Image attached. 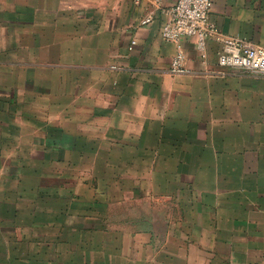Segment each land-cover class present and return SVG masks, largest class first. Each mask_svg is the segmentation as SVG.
<instances>
[{"label":"crops","instance_id":"obj_1","mask_svg":"<svg viewBox=\"0 0 264 264\" xmlns=\"http://www.w3.org/2000/svg\"><path fill=\"white\" fill-rule=\"evenodd\" d=\"M13 1L32 24L0 65L15 72L0 79V264H264V77L221 68L215 43L164 42L149 0ZM54 19L83 27L54 38ZM210 20L264 48V0H215ZM178 54L187 75L169 72Z\"/></svg>","mask_w":264,"mask_h":264},{"label":"built area","instance_id":"obj_2","mask_svg":"<svg viewBox=\"0 0 264 264\" xmlns=\"http://www.w3.org/2000/svg\"><path fill=\"white\" fill-rule=\"evenodd\" d=\"M214 1L177 0L174 7L166 9L163 8L164 0H149L165 17L160 30L164 42L177 43L183 38H194L197 50L202 55L206 54L209 43H215L220 47L218 64L221 68L245 71L257 77H264V48L245 38L221 32L210 20ZM153 22V17L150 16L142 21V25H151ZM135 44L136 42L133 41L130 51ZM169 72L173 76L189 74L182 54H178L173 59Z\"/></svg>","mask_w":264,"mask_h":264},{"label":"rangeland","instance_id":"obj_3","mask_svg":"<svg viewBox=\"0 0 264 264\" xmlns=\"http://www.w3.org/2000/svg\"><path fill=\"white\" fill-rule=\"evenodd\" d=\"M63 1V0H62ZM30 12V9L28 7H24V6H19V5H15V2L13 0H0V65H7V67H9L10 65H13L16 63L15 59L18 55H16L17 51H16V47L15 45H11V42L14 40L13 38L15 37V27H18V25L20 26H24L26 27V31L20 33L22 34L21 36H19V38L21 40H23L24 44H29L30 43V31L29 28L31 27V19L29 18H23V19H16V16L21 15L20 13H23V17H25V13ZM54 28L53 31L51 33V35H53V37H58L61 38L63 37V35H71L69 34L70 32H73L74 29H77L78 27L82 30L83 24L81 23L80 25H78L77 23L79 22L76 19H54ZM76 20V22H75ZM78 25V26H77ZM43 28L39 27L37 28L35 26V30H37L40 35H42L45 31L43 30ZM50 32V30H49ZM45 34V33H44ZM16 40V38H15ZM15 72H11L9 71V69H6L0 72V79L5 80L7 82V84H13V78H14ZM11 90L15 93V88H11ZM28 91V94L31 95V93H33V88L32 87H26V89H23V91ZM36 93L34 94L35 96L37 95L38 97H41V92L42 89L37 88L35 89ZM5 94H9V93H5ZM40 102V101H39ZM34 107H36L37 109L35 110L36 112L42 111L40 109V105H38V103H36V105H34ZM24 112L29 115V113H32L31 110H29V108L24 109ZM36 119V118H35ZM30 122V123H29ZM40 122V121H38ZM36 120L33 121H29L28 119L25 120L24 119V125L22 128V132L25 133L26 129H28L30 126L31 127H37L38 123ZM30 125V126H29ZM14 127H11V129H9V135L7 137V139H12V141L16 140V137H13L14 134ZM23 137H25L23 135ZM18 138L20 139V136H18ZM22 141H18L19 145L21 146V143L24 145V142H27V140H29V138H25L22 139ZM25 149V148H24ZM19 151L18 150V154H17V159H19L18 156H23L24 158H28L29 163L34 162L31 158L35 156V158H39L38 156H40L39 153L37 152H28L25 150ZM87 156V163L89 162H93L95 159V155L93 152L88 153ZM15 159V158H14ZM17 159H15L17 161ZM35 159V161H37ZM76 160H78V157H75ZM85 161V159L83 160ZM82 162V160H81ZM39 164V162H37V165ZM40 165V164H39ZM95 166H91L90 165H86V173L87 175H91L92 173L96 172V168H94ZM102 169H100L101 172ZM62 169H50L48 167H43V169H41L39 172H42V174L45 175H57V173L61 172ZM38 172V173H39ZM78 170H75L72 168L70 175L73 177H79L80 175H82L81 173H78ZM91 172V173H88ZM33 174V173H32ZM31 174V175H32ZM30 175V171L27 170L24 172L23 177L27 178V180H30L28 177L31 176ZM93 175V174H92ZM22 177V178H23ZM34 182L28 181L27 186L31 187L30 185H34ZM40 185V183H39ZM10 186H12L13 188L17 187L16 184H11ZM41 186H44V184L42 183ZM56 187L58 186V182H56ZM105 187V186H103ZM43 193L45 190H42ZM46 193V192H45ZM26 197H28V201H30V195L26 194ZM45 202V200L40 201L41 204H46L43 203ZM89 205V203H88ZM57 208H60L61 205H55Z\"/></svg>","mask_w":264,"mask_h":264}]
</instances>
